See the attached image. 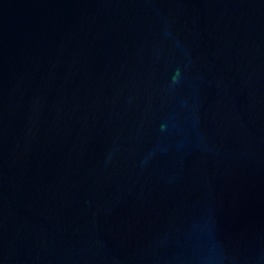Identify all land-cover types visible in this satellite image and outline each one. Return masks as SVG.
<instances>
[{"label":"water","instance_id":"95a60500","mask_svg":"<svg viewBox=\"0 0 264 264\" xmlns=\"http://www.w3.org/2000/svg\"><path fill=\"white\" fill-rule=\"evenodd\" d=\"M0 221L23 264H264V0H0Z\"/></svg>","mask_w":264,"mask_h":264}]
</instances>
